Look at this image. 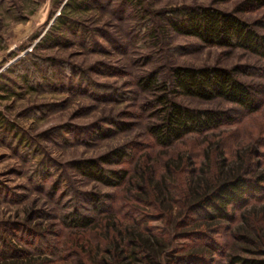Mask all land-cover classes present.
<instances>
[{"label": "rangeland", "instance_id": "374dc122", "mask_svg": "<svg viewBox=\"0 0 264 264\" xmlns=\"http://www.w3.org/2000/svg\"><path fill=\"white\" fill-rule=\"evenodd\" d=\"M200 7L231 14L264 36V0H0V254L27 252L0 255V264H98L69 247L64 224L71 215L92 216L96 199L108 208L132 202L148 216L161 239L139 233L150 264H192L197 254H205L197 264L264 260V56L171 30L174 11ZM176 67L233 72L248 86L253 110L177 93ZM162 98L217 112L222 124L161 148L149 128L162 120ZM117 150L130 157L99 165L127 171L133 182L122 188L76 167ZM139 164L153 170L154 184L169 164L172 195L161 188L146 198L136 190L149 205L132 201L126 188L149 186L134 177ZM233 174L262 190L231 218H197L192 205ZM198 178L202 187L189 184ZM45 240L58 246L55 255L35 251ZM104 247L100 258L116 263L113 245Z\"/></svg>", "mask_w": 264, "mask_h": 264}, {"label": "trees", "instance_id": "16d2710c", "mask_svg": "<svg viewBox=\"0 0 264 264\" xmlns=\"http://www.w3.org/2000/svg\"><path fill=\"white\" fill-rule=\"evenodd\" d=\"M174 14L169 25L177 35L193 37L209 47L242 48L264 56V36L258 35L247 24L231 14L211 7L181 8L174 11ZM172 80L177 93L185 97L203 101L221 100L248 111L253 110L254 99L248 86L241 82L233 72L226 69L176 67L172 70ZM146 82L148 83L149 79ZM160 103L163 106L162 120L160 124L151 126L149 132L156 145L161 148H169L189 135H199L217 129L223 121L221 115L214 111L190 109L163 98ZM129 157L130 155L117 150L101 157L99 163L89 160L77 163L76 167L81 174L93 181L108 187L122 188L126 183L133 182L131 175L128 176L127 171L124 170L104 171L99 164H110L114 160L121 163L123 159ZM164 169L166 175L161 176L154 184L151 174L153 170L147 171V173L149 172L147 176L145 168L141 164L137 165L134 170L137 175L134 177L143 183L148 181L150 187L148 186L146 189L139 186L138 183H133L131 189L126 188L128 197L137 203L148 204L138 197L139 193L137 195L134 191L139 190L141 194L143 193L146 198H149L151 190L160 192L161 188L171 196L169 187L171 184L166 176L173 175V173L170 171L169 164H166ZM199 171L204 173L205 169L202 168ZM189 184L202 187L203 180L201 178L194 181L191 179ZM261 190L259 184L233 174L230 179H225L209 192L205 191L200 197L201 200L199 199L198 203L192 205L191 209L197 218L205 221L216 218L228 219L232 217L230 212H234L238 206L245 204L246 197H250L252 193L253 195L260 193ZM97 201L98 199L93 200L94 212L92 216L75 214L65 218V227L71 231L69 247H74V251L80 249L87 256V260L92 257L93 261L96 260L98 264H111L100 258L102 252H106L104 243L109 241L116 251V263L114 264L121 263L126 259H130V262L150 264V255L146 251L144 242L140 240L139 233L147 234L158 244L161 243L159 241L161 239L154 232L155 229L148 224V216H140L138 208L134 207L130 200L131 203H121L116 208H108L100 205ZM123 208L125 209L124 216H122ZM208 210L209 213H207ZM57 247L53 242L45 240L35 248V251L41 254L55 255ZM204 247L213 250V246L210 248L204 245ZM208 251L201 250L203 253H208ZM26 254L27 252L24 250L10 248L7 251H2L0 255L3 258L9 255L21 258ZM122 255H125L126 258L121 257ZM204 255H193L196 260L193 259L190 263L197 264L204 258ZM180 262L182 261L180 260ZM230 264H264V260L231 257Z\"/></svg>", "mask_w": 264, "mask_h": 264}]
</instances>
